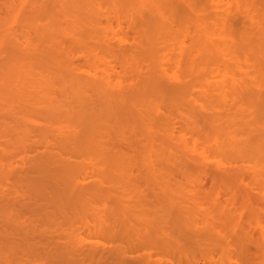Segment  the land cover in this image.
Here are the masks:
<instances>
[{"label": "rangeland", "instance_id": "1", "mask_svg": "<svg viewBox=\"0 0 264 264\" xmlns=\"http://www.w3.org/2000/svg\"><path fill=\"white\" fill-rule=\"evenodd\" d=\"M74 40L102 51L106 66L68 54ZM119 40L150 85H137L136 71L131 90L106 84L108 72L115 82L125 72ZM22 66L40 73L38 84ZM93 85L116 96L89 134L115 173L101 185L91 159L76 161L86 209H43L84 233L95 248L85 264H264V0H0V98L41 90L72 116ZM16 123L0 110V146ZM48 171L27 185L47 183ZM18 235L0 218V264H49Z\"/></svg>", "mask_w": 264, "mask_h": 264}, {"label": "bare ground", "instance_id": "2", "mask_svg": "<svg viewBox=\"0 0 264 264\" xmlns=\"http://www.w3.org/2000/svg\"><path fill=\"white\" fill-rule=\"evenodd\" d=\"M114 44L118 47L115 57L121 62L125 72L117 76L116 82L111 77L112 72H108L106 84L127 91L133 89L137 83L141 87L150 85L147 78L143 77L141 68L143 60L137 57L132 47H128L121 40ZM65 45L63 44V49H68ZM69 46L72 49L68 54L73 53L74 50H81L83 55L80 59L87 64H91L93 59L97 58L99 61L97 72L102 65L106 66L107 57L102 51H97L92 44L74 40L69 42ZM175 62L179 67L184 59L180 57L175 59ZM25 67H19L18 71L22 70L23 74L28 75L35 86L41 80L40 73ZM135 71L140 75L137 83H134ZM84 74L87 78L91 76L90 71ZM87 78L85 80H88ZM90 87V89L83 87L81 90L89 94V101L86 103L88 107L79 111L74 110L72 116L68 111H59L51 101H43L39 89L36 90L39 92L38 95L33 90L34 95L24 96L31 97V100L28 98L20 100L18 93L17 98L13 96L0 98L2 103L0 110L6 114L10 113L17 119L16 124H7L11 136L4 142L8 147L0 146V218L8 220L18 231V241L27 246L28 252L44 254L49 264H85L89 256L94 257L95 248L88 247L84 233L77 232L75 227L65 228L57 223L54 224L50 214L43 211L44 204L52 203L54 206L56 203L61 211L71 208L75 210L77 205L86 209L88 199L85 188L79 183V178L76 180L71 174L76 161L91 159L92 167L97 173L95 181L101 185L105 183L103 179H109L115 173V169L112 170L107 165L98 150V145L89 134L95 127L96 116L101 114V110H98L100 105L112 104L116 101V96L101 93L95 85ZM36 102L41 103L42 106L39 107ZM41 109L45 111L43 116L39 114ZM46 131H51L53 134L47 135ZM29 143L34 144L32 149H27ZM10 150H14L16 155ZM70 150L72 153H69ZM18 151L21 153V158L15 160ZM90 152L97 153L98 157L87 156ZM38 169L51 172L47 183L39 184L38 181H33L31 185H27ZM13 172H15L14 176H12ZM55 172H62L63 177L68 181L66 187H62L57 182L53 174ZM19 180H25L24 184H26L19 187L22 185L19 184ZM47 219H50V222L43 224Z\"/></svg>", "mask_w": 264, "mask_h": 264}]
</instances>
